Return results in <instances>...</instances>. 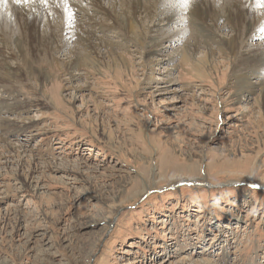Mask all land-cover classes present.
<instances>
[{
	"label": "rangeland",
	"instance_id": "374dc122",
	"mask_svg": "<svg viewBox=\"0 0 264 264\" xmlns=\"http://www.w3.org/2000/svg\"><path fill=\"white\" fill-rule=\"evenodd\" d=\"M190 10L164 56L105 16L94 42L113 39L128 63L70 81L58 53L32 61L46 81L0 79V264H264V74L239 94L231 23L210 31ZM246 36L240 57L264 43Z\"/></svg>",
	"mask_w": 264,
	"mask_h": 264
},
{
	"label": "bare ground",
	"instance_id": "6f19581e",
	"mask_svg": "<svg viewBox=\"0 0 264 264\" xmlns=\"http://www.w3.org/2000/svg\"><path fill=\"white\" fill-rule=\"evenodd\" d=\"M104 1H106L107 4H105ZM80 2H82V0L79 1V3ZM84 2L92 5L93 12H91V8L83 7L78 4L76 0H67V8L63 0H48L47 5L40 1H34L30 4H16L13 3V0H8L7 5H0V79H2L4 83L9 84L6 85V87L9 86L13 88V79L20 80L29 77L30 74L35 76L40 75L39 77L44 76L43 68L36 69V67H33V62H39L35 59L37 57L48 59L53 57L52 59L55 61L57 60L56 55L58 53H67L66 72L69 75L70 81L79 78L80 74L76 73V70H80L83 65L87 67L92 66L94 67L92 69L97 70L96 72H100L103 71L102 69H105L103 68L105 64L106 66L109 63L116 65L120 62L128 63V61H131L127 56L122 55L119 51H115V45L119 44L112 45V42H114L112 41L113 39L109 40L106 39V37L104 38L106 40L102 39V42H94L97 30L101 32L100 30L102 29L107 32L105 26L106 28L113 27L115 29L119 27L124 33L128 32L136 38V40L141 39L146 47L145 53L147 57H152L154 55L164 56L167 51L165 49L167 46L166 44H168V42L171 45L177 43L178 40L176 37L178 38L180 36H168V31L172 30V26L180 23V20L176 18L177 13L187 8L193 11L195 18L197 16V18L204 23V29L210 31L220 27V29H225L226 27L224 25L228 26L227 23L220 27L217 24L222 19H226L228 23H231L235 31L226 41L229 46H227L228 50L230 49L231 54L237 58L235 68L237 72H239L236 75L239 81V94L249 90L254 91L258 84L257 81H255L257 82L256 85L254 81H247L245 79L246 74L260 76L262 73L264 74V69L259 71L258 68L260 66H254L258 62L264 60V43H253V45L251 44L252 42H243L242 46H245V48L250 45L254 47L252 46L251 51H249L250 48L244 50L241 57L238 55L241 49L239 42L242 40L244 33H246L247 36L249 35L248 37L252 41L256 38H264V7L259 6V3L264 2V0H155L153 2L154 4L152 0H86ZM108 4L109 6H107ZM68 9H70L71 15H69ZM76 9L79 10L82 17H85L84 25H80L79 22L75 23L78 19L75 15ZM161 9H164L165 13L163 15L161 14L162 11L160 12ZM107 16L110 17L109 21L111 23H106L107 25L105 24V26L100 25V23H98L99 20L104 17V19H106ZM156 17L159 22L155 20ZM208 21L209 23H207ZM146 22H149L151 25L147 33L143 36L142 31L144 30V24ZM190 23L191 22L188 24L190 25ZM211 33L212 32H210V34ZM147 37H149L148 40ZM217 41L221 42L220 39ZM197 44L192 45L194 49H198L200 46L199 44L202 43ZM69 47L72 48V50L68 49ZM108 47L110 48L107 49ZM245 48L243 47V49ZM181 55L184 63L190 56L186 49L182 51ZM11 60H14V62ZM204 61L207 63V59ZM156 62L160 65L162 59ZM261 66L264 67V65ZM49 69L47 70L50 74L51 69ZM244 71H246L245 74L240 73ZM44 77L45 81L48 80V78H52L47 74ZM170 77L163 81L166 86L162 85L163 87L156 89L157 93L162 91L168 92V83L170 84L174 80ZM262 82L264 83L263 76ZM4 83L2 82L3 86ZM248 85L250 86L248 87ZM173 91L175 92L177 90L175 89ZM235 95L237 96L238 93ZM261 96L264 98V86ZM58 102L60 104L59 99ZM15 148L17 151L21 150V146ZM13 150H15L14 147ZM206 264H210V262Z\"/></svg>",
	"mask_w": 264,
	"mask_h": 264
},
{
	"label": "snow or ice",
	"instance_id": "6c2138e0",
	"mask_svg": "<svg viewBox=\"0 0 264 264\" xmlns=\"http://www.w3.org/2000/svg\"><path fill=\"white\" fill-rule=\"evenodd\" d=\"M34 0H13V3L16 4H30L33 3ZM41 3L47 5L48 0H40ZM8 0H0V5H7ZM63 3L65 5V7L67 8V0H63ZM259 6L264 7V2L259 3ZM69 11V15H71V11L70 9H68Z\"/></svg>",
	"mask_w": 264,
	"mask_h": 264
},
{
	"label": "water",
	"instance_id": "95a60500",
	"mask_svg": "<svg viewBox=\"0 0 264 264\" xmlns=\"http://www.w3.org/2000/svg\"><path fill=\"white\" fill-rule=\"evenodd\" d=\"M191 181H195V179H183L179 181V184L190 183Z\"/></svg>",
	"mask_w": 264,
	"mask_h": 264
}]
</instances>
